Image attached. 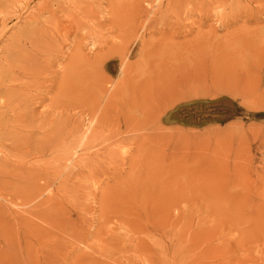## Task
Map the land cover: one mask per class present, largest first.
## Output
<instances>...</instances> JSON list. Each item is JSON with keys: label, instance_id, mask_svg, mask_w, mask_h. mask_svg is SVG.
<instances>
[{"label": "rangeland", "instance_id": "374dc122", "mask_svg": "<svg viewBox=\"0 0 264 264\" xmlns=\"http://www.w3.org/2000/svg\"><path fill=\"white\" fill-rule=\"evenodd\" d=\"M0 264H264V0H0Z\"/></svg>", "mask_w": 264, "mask_h": 264}, {"label": "bare ground", "instance_id": "6f19581e", "mask_svg": "<svg viewBox=\"0 0 264 264\" xmlns=\"http://www.w3.org/2000/svg\"><path fill=\"white\" fill-rule=\"evenodd\" d=\"M13 262H15V255L11 256Z\"/></svg>", "mask_w": 264, "mask_h": 264}]
</instances>
